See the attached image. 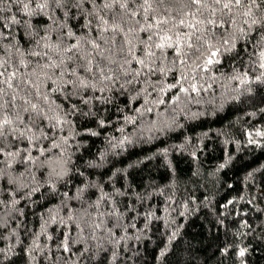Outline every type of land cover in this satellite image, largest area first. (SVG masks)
<instances>
[{"label": "trees", "instance_id": "16d2710c", "mask_svg": "<svg viewBox=\"0 0 264 264\" xmlns=\"http://www.w3.org/2000/svg\"><path fill=\"white\" fill-rule=\"evenodd\" d=\"M0 7L7 9V4ZM38 20L34 17L33 23ZM245 43L238 41L216 71L204 74L207 90L191 99L181 94L180 101L169 105V92L164 104H152L160 98L153 92L145 105L151 112L132 110L143 97L128 107L121 97L116 101L120 111L95 102L98 114L69 116L72 123L58 133L68 137V144L61 141L64 152L55 172L33 167L35 178L25 173L19 181L24 187L15 197L0 193V199H19L37 189L16 205L23 214L12 210L6 215L8 210L0 207L6 221L0 224V248L5 250L0 264H41L48 252L44 246H51L45 219L67 220L82 200L100 201L101 212L117 210L103 217L109 227L116 221L119 225L114 264H264V77L255 79L264 70L249 68L248 83L233 78V65L243 71L248 59L241 51ZM16 170L15 164L8 169ZM63 231L55 224L47 227L53 236ZM33 241L41 248L29 255L26 249L34 247ZM240 248L247 249L244 258L238 256Z\"/></svg>", "mask_w": 264, "mask_h": 264}, {"label": "snow or ice", "instance_id": "6c2138e0", "mask_svg": "<svg viewBox=\"0 0 264 264\" xmlns=\"http://www.w3.org/2000/svg\"><path fill=\"white\" fill-rule=\"evenodd\" d=\"M4 4L7 9L0 7V13L9 14L0 15V193L12 197L24 187L19 181L25 173L35 178L33 167L55 172L68 144V137L58 133L72 123L69 116L98 114L101 108L95 102L120 111L116 101L121 97L124 107L143 97L132 110L151 112L145 105L153 92L160 98L152 104H164L169 92V105L180 101L181 94L191 99L207 90L204 74L216 71L241 40L248 59L243 71L233 65V78L248 83L249 68L264 70V0H0ZM34 17L38 22L33 23ZM262 77L264 72L255 79ZM125 119L134 122L132 116ZM14 164L18 170L8 171ZM30 192L0 199V207L8 210L6 215L12 210L23 214L16 205L30 199ZM99 203L82 200L67 220L45 219L51 246H44L48 252L41 264L49 259L52 264H114L119 225L116 221L109 227L103 217L117 210L101 212ZM5 222L0 216V224ZM50 223L64 231L47 233ZM33 245L26 249L29 255L41 248L35 241ZM165 254L166 249L159 255ZM246 254V248L238 250L240 258Z\"/></svg>", "mask_w": 264, "mask_h": 264}]
</instances>
